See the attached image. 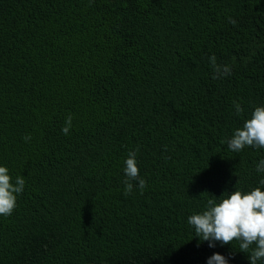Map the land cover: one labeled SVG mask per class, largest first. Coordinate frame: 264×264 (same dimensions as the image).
<instances>
[{
  "label": "trees",
  "instance_id": "obj_1",
  "mask_svg": "<svg viewBox=\"0 0 264 264\" xmlns=\"http://www.w3.org/2000/svg\"><path fill=\"white\" fill-rule=\"evenodd\" d=\"M257 106L264 0H0V166L25 180L0 264H249L187 218L264 191V149L226 143Z\"/></svg>",
  "mask_w": 264,
  "mask_h": 264
},
{
  "label": "clouds",
  "instance_id": "obj_2",
  "mask_svg": "<svg viewBox=\"0 0 264 264\" xmlns=\"http://www.w3.org/2000/svg\"><path fill=\"white\" fill-rule=\"evenodd\" d=\"M209 60L216 74L214 78L230 74L228 66L216 64L214 55L209 57ZM234 106L237 115L243 112L239 104L234 102ZM71 119V116L66 119L61 130L65 135L69 133ZM29 139L30 136L25 137L26 141ZM226 143L230 151L237 153L245 147L264 149V106L255 107L242 128L236 129ZM124 163L125 195L132 192L133 181H137L139 189L143 190L146 181L139 176L136 151L129 152ZM256 171L264 172V159L256 165ZM260 183L264 185V179ZM24 185L23 177H16L13 183L8 168L0 166V216H10L13 213L17 195L22 193ZM187 222L194 228L198 241H208L209 247H214L215 242L224 246L238 241L239 250L243 253H247L250 247L255 245L248 257L249 264H257L258 260L264 259V191L259 187L246 193L240 190L232 191L218 203L209 198L206 209L202 213L190 215ZM207 264H228V261L221 254L213 253Z\"/></svg>",
  "mask_w": 264,
  "mask_h": 264
}]
</instances>
